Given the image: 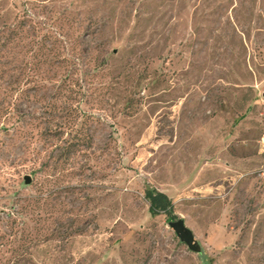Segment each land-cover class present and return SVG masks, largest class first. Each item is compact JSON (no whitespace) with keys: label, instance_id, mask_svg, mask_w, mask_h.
Here are the masks:
<instances>
[{"label":"rangeland","instance_id":"obj_1","mask_svg":"<svg viewBox=\"0 0 264 264\" xmlns=\"http://www.w3.org/2000/svg\"><path fill=\"white\" fill-rule=\"evenodd\" d=\"M0 264H264V0H0Z\"/></svg>","mask_w":264,"mask_h":264},{"label":"trees","instance_id":"obj_2","mask_svg":"<svg viewBox=\"0 0 264 264\" xmlns=\"http://www.w3.org/2000/svg\"><path fill=\"white\" fill-rule=\"evenodd\" d=\"M147 198L150 201V207H149V209H150V211L152 213H155V206L156 205H158V209L159 208L160 209H165V205L163 204V201H167L168 202V200L166 198H164V196L162 194H159L158 195V193L153 194L152 192H148ZM160 204L162 206H160Z\"/></svg>","mask_w":264,"mask_h":264},{"label":"water","instance_id":"obj_3","mask_svg":"<svg viewBox=\"0 0 264 264\" xmlns=\"http://www.w3.org/2000/svg\"><path fill=\"white\" fill-rule=\"evenodd\" d=\"M173 229L186 241H191V234L190 232L184 227L182 221H176L172 224Z\"/></svg>","mask_w":264,"mask_h":264}]
</instances>
